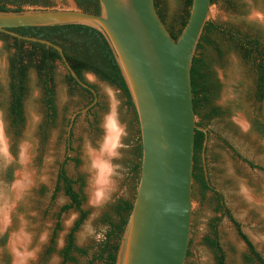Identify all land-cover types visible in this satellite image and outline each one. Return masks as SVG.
<instances>
[{
	"label": "rangeland",
	"instance_id": "rangeland-1",
	"mask_svg": "<svg viewBox=\"0 0 264 264\" xmlns=\"http://www.w3.org/2000/svg\"><path fill=\"white\" fill-rule=\"evenodd\" d=\"M53 2L56 8L72 7L70 0ZM162 7L168 22L171 16L181 12L178 0H163ZM209 20L244 33L258 32L264 44V0H231L230 3L218 0L212 3ZM211 38L222 53L210 45L204 46L203 53L210 58L213 77L220 85L214 105L221 109L222 114L204 122L203 128L207 131L202 156L211 189L204 196L198 189L193 191L189 256L185 264H214V254L204 243V238L211 236V225L215 218H219L216 229L226 255V264H248L244 259L248 252L245 242L238 236L231 221L221 212L215 211V192L219 193L223 203L264 258V170L250 165L252 162L264 168V136L256 132L251 124L255 117L264 121V99L258 101L254 96L255 75L252 63L241 56L226 35L216 31L211 34ZM11 53L12 50L6 49L4 42L0 40V120L3 121L13 160L9 166L14 168L11 181L5 178L9 166L0 168V191L4 194L0 206V238L7 234L4 246H0V257L6 252L9 258L7 264H59V251L65 244L67 233L79 218V212L74 209L60 217L61 229L55 238V251L44 262L40 258L49 243L56 214L62 205L69 202L62 192L52 197L57 165L62 160L65 149L64 140L68 128L66 120L70 122L73 114L78 111L71 127L73 151L70 156L77 157L80 162L76 164L70 161L66 169L69 175H81L84 178L83 209L88 211V215L75 233V242L80 247L91 248L90 253L97 241L92 237L82 239L84 223L93 213L99 212L98 218L92 221L98 229L100 225H104L102 215L113 202L121 197L131 199L136 193L137 186L135 187L130 166L135 161L133 151L137 125L122 91L89 71L83 72V79L95 87L97 99L92 105L93 100L90 106L84 107L89 98L79 90L69 91L65 81L66 69L57 63L55 121L47 124V113L42 101L43 91L36 74L30 70L28 92L23 101L24 123L14 140V131L9 127L10 120L6 110ZM97 102L98 105L87 112ZM110 108L119 111L121 123L127 126L128 135L123 142L128 147L120 150L121 159L113 161L121 165L123 179L118 180L111 202L96 209L89 205L92 189L86 171L89 159L87 145L90 143L95 147L101 140V123ZM13 143L15 146L11 148Z\"/></svg>",
	"mask_w": 264,
	"mask_h": 264
},
{
	"label": "water",
	"instance_id": "water-1",
	"mask_svg": "<svg viewBox=\"0 0 264 264\" xmlns=\"http://www.w3.org/2000/svg\"><path fill=\"white\" fill-rule=\"evenodd\" d=\"M70 1V8L0 11V31L54 47L66 71L94 95L90 105L97 99L95 89L77 76L59 45L9 28L80 24L103 34L129 90L142 147L136 193L115 264H185L192 224L194 134L195 129L207 131L196 123L191 66L210 19L211 0H191L177 39L160 19L154 0H99L98 14ZM205 143L206 136L203 147Z\"/></svg>",
	"mask_w": 264,
	"mask_h": 264
},
{
	"label": "trees",
	"instance_id": "trees-1",
	"mask_svg": "<svg viewBox=\"0 0 264 264\" xmlns=\"http://www.w3.org/2000/svg\"><path fill=\"white\" fill-rule=\"evenodd\" d=\"M77 7L83 11L98 14L100 12L99 0H74ZM163 0H154L156 11L167 28L168 32L174 39H177L182 28L184 27L191 6V0H178L181 5V12L176 16H171L170 21L162 7ZM218 0H211L215 3ZM230 3L231 0H226ZM27 7H45L54 8L53 0H0V11H22ZM24 36H33L47 39L63 49V53L67 58L72 69L77 76L84 81L83 72L89 71L97 75L101 80L117 87L122 91L126 98L127 106L133 111L134 120L137 125V139L133 155L135 161L131 163L130 172L137 186L140 165H141V141L140 132L137 121V115L129 94V90L122 76L119 65L114 54L103 36L97 29L80 24L56 25V26H22L9 28ZM220 32L226 35L232 42L235 49L239 51L241 56L248 62L252 63L255 75L254 96L258 101L264 99V44L261 42L258 32L254 34L244 33L239 29L226 27L215 24L208 20L203 28L200 40L197 45L196 53L192 60L191 66V87L192 102L196 121L199 127H204V122H208L222 114L221 109L214 105V99L217 97L220 85L214 79L211 71V60L203 53L205 45H210L216 51L222 53L217 43L211 38L214 32ZM0 40L4 42V46L8 50H12L9 56V84H8V105L7 118L10 120L9 127L14 131L15 137L19 135L20 128L24 123L23 101L28 92V83L30 70L36 74L38 84L43 91L42 101L47 113V124L55 121L57 110L55 106V69L56 64L63 66L59 52L52 46H47L38 41L20 39L10 33L0 31ZM65 81L70 92L80 91L89 98L84 107L89 105L94 99L92 92L83 86L68 72L65 74ZM85 82V81H84ZM95 89L94 86L90 85ZM98 102L91 106L87 112H90ZM69 120L65 125L68 126ZM252 128L259 134L264 136V121L255 117L251 121ZM66 134V131H64ZM72 130L69 136L65 137V149L62 160L58 162L56 172V185L52 193L55 197L58 192H62L69 200L67 204L60 207L56 214V222L52 230L49 243L44 248L40 261L44 262L55 251V238L61 229L60 217L70 209L79 212V218L74 222L72 228L66 235L65 244L59 251L61 262L59 264H94L101 262L102 264H115L117 253L120 246L121 237L125 230L129 214L132 209V203L135 195L131 199L118 198L113 202L109 210L104 212L101 221L104 225L109 226L106 239L96 242L91 253V248L80 247L75 242V233L78 231L88 215V211L83 209L85 196L83 193L84 178L81 175L73 177L68 174L66 169L70 161L79 164L77 157H71L73 151L71 146ZM205 133L199 129H195L194 134V155L192 169V195L195 189L200 194H204L211 189L206 170L202 165L200 151L203 148ZM15 143L11 145V148ZM14 151V150H13ZM254 168L263 169L250 162ZM13 166H9L5 172V178L8 181L13 179ZM216 194L215 211L221 212L234 225L238 236L245 242L247 246V254L244 256L248 264H264V258L256 249L254 243L243 231L242 225L234 218L231 211L223 203L218 192ZM219 218L213 220L211 225V236L204 238V243L212 250L214 254V264H226V255L220 245L217 233V222ZM7 234L0 238V246L3 247ZM4 253V252H3ZM189 256V250L187 257ZM82 259V260H81ZM8 255L5 252L0 257L1 263H8Z\"/></svg>",
	"mask_w": 264,
	"mask_h": 264
},
{
	"label": "clouds",
	"instance_id": "clouds-1",
	"mask_svg": "<svg viewBox=\"0 0 264 264\" xmlns=\"http://www.w3.org/2000/svg\"><path fill=\"white\" fill-rule=\"evenodd\" d=\"M103 136L99 143L93 147L87 145L89 155L86 171L89 175V185L92 189L89 205L100 209L111 202L112 195L116 191L118 180L123 179L121 165L113 161L121 159V149H126L123 141L127 137V126L122 124L119 111L110 110L104 115L101 123ZM13 160L11 158L10 146L5 136L3 121L0 120V168H7ZM4 200V194L0 191V206ZM99 212L93 213L88 221L84 223L81 230L82 239L92 237L97 242L106 239L109 226L100 225L97 229L92 221L97 219ZM76 217H73L75 219Z\"/></svg>",
	"mask_w": 264,
	"mask_h": 264
},
{
	"label": "flooded vegetation",
	"instance_id": "flooded-vegetation-1",
	"mask_svg": "<svg viewBox=\"0 0 264 264\" xmlns=\"http://www.w3.org/2000/svg\"><path fill=\"white\" fill-rule=\"evenodd\" d=\"M203 148H202V150L200 151V157H201V159H202V165H203V167H204V169H205V164H204V161H203Z\"/></svg>",
	"mask_w": 264,
	"mask_h": 264
},
{
	"label": "bare ground",
	"instance_id": "bare-ground-1",
	"mask_svg": "<svg viewBox=\"0 0 264 264\" xmlns=\"http://www.w3.org/2000/svg\"><path fill=\"white\" fill-rule=\"evenodd\" d=\"M20 175V174H19ZM18 176V175H17Z\"/></svg>",
	"mask_w": 264,
	"mask_h": 264
}]
</instances>
